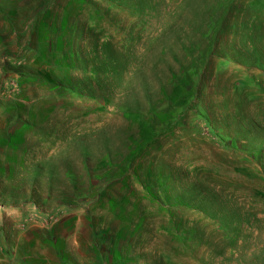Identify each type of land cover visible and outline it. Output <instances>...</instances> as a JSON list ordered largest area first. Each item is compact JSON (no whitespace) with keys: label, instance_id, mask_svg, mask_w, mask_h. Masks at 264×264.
Wrapping results in <instances>:
<instances>
[{"label":"rangeland","instance_id":"rangeland-1","mask_svg":"<svg viewBox=\"0 0 264 264\" xmlns=\"http://www.w3.org/2000/svg\"><path fill=\"white\" fill-rule=\"evenodd\" d=\"M0 264H264V0H0Z\"/></svg>","mask_w":264,"mask_h":264}]
</instances>
